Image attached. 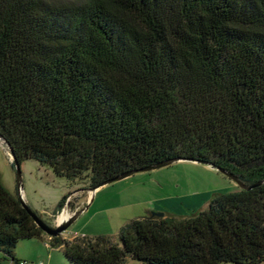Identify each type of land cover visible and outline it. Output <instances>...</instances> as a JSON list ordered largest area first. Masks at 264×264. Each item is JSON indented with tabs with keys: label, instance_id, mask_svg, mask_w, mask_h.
<instances>
[{
	"label": "trees",
	"instance_id": "obj_1",
	"mask_svg": "<svg viewBox=\"0 0 264 264\" xmlns=\"http://www.w3.org/2000/svg\"><path fill=\"white\" fill-rule=\"evenodd\" d=\"M0 136L90 189L175 157L264 180V0H0ZM118 235H46L0 178L4 257L48 238L70 264H260L264 181Z\"/></svg>",
	"mask_w": 264,
	"mask_h": 264
},
{
	"label": "rangeland",
	"instance_id": "obj_2",
	"mask_svg": "<svg viewBox=\"0 0 264 264\" xmlns=\"http://www.w3.org/2000/svg\"><path fill=\"white\" fill-rule=\"evenodd\" d=\"M20 170L21 194L46 224L55 226L64 210L70 214L87 206L64 232L87 236L107 235L115 242L119 241L118 233L123 224L156 212L153 208L157 206L166 207L168 211L165 212L189 216L205 209L213 195L239 188L237 183L210 165L182 160L101 185L85 202L91 193L85 177L74 183L56 176L49 167L31 159L23 160ZM0 178L12 194L18 195L16 170L8 147L3 142H0ZM65 195V203L58 210V204ZM44 246L43 239H24L17 243L15 252H45ZM51 252L54 256H64L59 248L53 247ZM124 264L147 263L126 257Z\"/></svg>",
	"mask_w": 264,
	"mask_h": 264
},
{
	"label": "water",
	"instance_id": "obj_3",
	"mask_svg": "<svg viewBox=\"0 0 264 264\" xmlns=\"http://www.w3.org/2000/svg\"><path fill=\"white\" fill-rule=\"evenodd\" d=\"M0 142L5 143V145L8 147V150L10 152L11 155V160L13 162V166L15 167L16 170V176H17V189H18V197H19V201L21 202L22 206L26 209V211L28 212V214L32 217L33 221L35 222V224L46 234L49 236H57L59 234H62L65 230H67V228L77 219V217L87 208V206H84L78 210H76L73 213H70L67 217L65 218H61L60 220L58 219L55 226H50L48 224H46L43 220H41V218L39 216H37L35 214V212H33V210L28 206V204L26 203V201L24 200L22 194H21V170H20V163L15 159L14 153L12 151V149L9 147V145L6 143V141L4 140L3 137L0 136ZM182 160H190V161H195V162H199L202 163L201 161L198 160H192V159H185V158H180V157H175L172 159H168L165 161H162L160 163L151 165V166H147L138 170H130L127 171L113 179H110L106 182H104L102 185L113 182V181H117L123 178H126L136 172L139 171H145V170H150L153 168H157V167H162V166H166V165H170L172 163L178 162V161H182ZM205 164V163H203ZM210 165L211 167L215 168L216 170H218L219 172H221L222 174H224L225 176H227L228 178H230L231 180H233L235 183H237V185L242 188V189H246L249 190L253 187H256L258 185H260L261 183H263L264 180H260L257 183H254L252 185H246L243 182H241L239 180V178L230 173L227 172L226 170L220 168V167H215L213 164H207ZM101 186V185H100ZM99 187V186H98ZM92 188L90 189L91 191V197L93 195V192L98 188ZM63 212V211H62ZM152 215H157V216H164V212L162 211H156V212H151Z\"/></svg>",
	"mask_w": 264,
	"mask_h": 264
},
{
	"label": "crops",
	"instance_id": "obj_4",
	"mask_svg": "<svg viewBox=\"0 0 264 264\" xmlns=\"http://www.w3.org/2000/svg\"><path fill=\"white\" fill-rule=\"evenodd\" d=\"M90 196H91V193L89 194V196H87V199L85 202H87L90 199ZM179 205L180 204H178L177 206H179ZM153 210L163 211L164 213H165V211H168V209L166 207L164 208V207H159V206L153 208ZM169 210H171V209H169ZM170 212H172V211H170ZM64 213L67 214V211L64 210L59 215V217H58L59 220L62 218ZM61 235H62V237L66 238V239H71L74 236H76L75 233L67 234V232H63ZM46 239L47 238H43V241L45 240V246H44L45 252L40 251V250L36 251L34 253L33 252H27L26 253L25 252L23 254L15 252V258L17 260L16 262H12L11 260L5 258L3 253L0 251V264H19L18 263L19 261H24L25 264H37L38 260H42L44 262V264H70L65 256H54V254L51 252V249H53V247L46 245L47 241H48V239L47 240ZM38 240H41V239H38ZM56 248H59L62 251L61 247H56Z\"/></svg>",
	"mask_w": 264,
	"mask_h": 264
},
{
	"label": "built area",
	"instance_id": "obj_5",
	"mask_svg": "<svg viewBox=\"0 0 264 264\" xmlns=\"http://www.w3.org/2000/svg\"><path fill=\"white\" fill-rule=\"evenodd\" d=\"M46 245H49V243L47 242ZM49 246H50V245H49ZM18 263H19V264H25L24 261H19ZM37 264H44V262H43L42 260H38Z\"/></svg>",
	"mask_w": 264,
	"mask_h": 264
},
{
	"label": "bare ground",
	"instance_id": "obj_6",
	"mask_svg": "<svg viewBox=\"0 0 264 264\" xmlns=\"http://www.w3.org/2000/svg\"><path fill=\"white\" fill-rule=\"evenodd\" d=\"M68 215H69V213H67V214L64 213L63 216H62V218H65V217H67Z\"/></svg>",
	"mask_w": 264,
	"mask_h": 264
}]
</instances>
